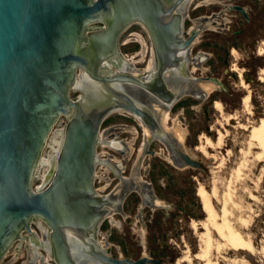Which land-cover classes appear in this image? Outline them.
<instances>
[{
	"label": "water",
	"instance_id": "1",
	"mask_svg": "<svg viewBox=\"0 0 264 264\" xmlns=\"http://www.w3.org/2000/svg\"><path fill=\"white\" fill-rule=\"evenodd\" d=\"M189 1L0 0V264L25 233L35 235L36 219L48 228L56 264H164L146 255L114 258L109 248L100 249L97 232L106 217L122 213L130 191L139 190L141 210H167L169 218V207L175 205L157 201L150 185L140 182L155 132L175 138L180 166L201 168L190 156L192 148H183V114L166 128L171 104L178 98L173 91L208 97L206 84L191 75V84H179L171 72L168 85L165 81L168 71L181 66L197 35L183 37L178 9L187 12ZM234 9L248 19L243 7ZM203 20L200 32L209 30V18ZM135 23L146 27L156 53V71L145 81L126 72L130 70L120 49L123 33ZM81 73L86 93L81 90L74 99L71 93L77 91ZM123 86L142 89L167 104L145 100L161 128L153 112L140 107ZM116 110L137 116L144 139L133 177L120 182L109 197L97 192L95 179L100 131ZM62 118L66 124L55 170L43 188H34ZM158 138L168 155L164 139Z\"/></svg>",
	"mask_w": 264,
	"mask_h": 264
},
{
	"label": "rangeland",
	"instance_id": "2",
	"mask_svg": "<svg viewBox=\"0 0 264 264\" xmlns=\"http://www.w3.org/2000/svg\"><path fill=\"white\" fill-rule=\"evenodd\" d=\"M201 1H196L189 9L193 20L215 12L222 13L220 15L226 23L219 29L202 32L191 54L193 57L199 52L208 55L202 65L206 71H197L195 76L215 78L221 82V87L213 93L214 100L212 97L204 100L191 95L180 98L178 103H184V106H176L177 103L176 107H173V121L170 126L178 115L183 114V129L187 132L183 147L192 148L191 156L202 164V168L176 169L162 159L167 152L161 138L150 144L151 150L163 154L159 155L161 158L147 157L142 174L143 182L150 185L160 201L175 207H169V218H165L167 210H141L139 194L133 192L128 195L123 202L122 213L109 216L110 219H105L101 230L98 231L100 244L103 249L109 248L114 258L137 260L146 255L161 259L164 264H177L179 260H182V264H200L201 261L195 259V256L203 249L201 236L205 229L202 223L209 221V215L204 211L198 194L201 189H205L212 196L211 202L218 212L216 222L222 224L221 221L226 219L244 234L253 236L251 238L256 247V254L252 255L249 261L252 264H264V155H259L261 149L251 140V133L264 119V76L260 75L261 69L264 68V0H216L215 3L211 2L212 4L196 10V3ZM229 4L244 7L248 19L237 11H224ZM189 26H192V23L187 22L186 28ZM132 33L140 35L131 36ZM143 46L147 47L145 57L142 54ZM151 48L149 33L141 24L131 25L120 40L122 56L135 61L133 66L138 70L145 69L152 60ZM85 82L87 81L83 79L78 86H85ZM79 95L78 89L71 93L74 99ZM246 96H250L249 106L243 101ZM216 101L222 104L221 110L215 107ZM65 124L66 119L62 118L55 127L56 143L51 140L45 150V162L50 167L57 154L56 144L59 145L60 133ZM124 125H129V128H124ZM112 126H118L117 130L110 129ZM132 126L137 127L140 134L132 133L136 132L132 130ZM141 133L133 117L118 113L110 115L102 125L101 139L110 136L113 141H134V152L137 151L130 160L125 161L120 152L110 150L102 143L98 146L100 158L107 152L113 154L115 159L123 161L126 173L121 175L124 178L133 177L138 149L141 148L143 139ZM207 140L214 144L208 147ZM199 146L205 148L204 154L198 150ZM102 160H107V156ZM103 164L96 168L98 179H95V188L99 194L107 195L111 190L116 191L122 181L116 177V169ZM107 167L113 170L112 173L107 171ZM43 170V167L40 168L34 188L42 185L45 178L42 177ZM107 184L109 187L105 189ZM224 209L229 215L225 214ZM241 218L244 219L243 222ZM40 221L36 219L32 227L41 235L38 226ZM193 222L197 228L192 227ZM42 224L45 225L43 222ZM211 232L212 238L214 237V248L212 246L211 249L213 262L233 264L236 258L235 261L245 259L243 256L225 255L218 250L217 246L223 241L213 230ZM46 249L47 251H38V254L48 256V260L51 253L49 247ZM33 256L34 253L31 254V248L27 244L17 242L10 249L4 264H30ZM50 262L56 264L53 258Z\"/></svg>",
	"mask_w": 264,
	"mask_h": 264
},
{
	"label": "flooded vegetation",
	"instance_id": "3",
	"mask_svg": "<svg viewBox=\"0 0 264 264\" xmlns=\"http://www.w3.org/2000/svg\"><path fill=\"white\" fill-rule=\"evenodd\" d=\"M196 1H198V0H190L189 2H190V4H189V6H188V11L187 12H185V13H182V12H180V10L178 9V12L179 13H181L182 14V16H183V32H184V35H183V37H184V39H189L195 32H197V35H196V38L194 39V41L192 42V44H191V46L189 47V49L183 54V57H184V61L181 63V66L177 69V70H175V71H168L167 73H166V76H165V81H166V83H167V85H168V73L169 72H171V74H173L174 75V78H175V80L179 83V84H191V82H192V80H190L189 78H190V76L189 75H191L192 77H194V78H196V79H198V80H200V81H209V80H213V81H215V82H219V85H220V87H221V82L219 81V80H217V79H215V78H210V77H206V76H201V77H196L195 76V74H196V72L197 71H206V69H204V67H202V65H203V63L206 61V56H208L206 53H203V52H199L195 57H193L192 56V54H191V52H192V50L194 49V46L197 44V42H198V40H199V38L201 37V34H202V32H200L199 31V29H198V27H202V24H203V26H205L206 24H205V22H204V20H203V18H209V22H213V24L214 25H217V29H219L218 27H220L221 28V26L222 25H220L221 23H222V20H225V19H223L222 18V16L220 15V14H222V13H215V12H212L211 14H210V16L208 15V16H202V17H199V18H196V19H192L191 18V16L189 15V9L191 8V6L196 2ZM208 1H212V3H215L216 2V0H202L201 2H197L196 3V7H195V9L197 10V9H199L200 7H203V6H205V5H210V4H212V3H210V4H207V2ZM186 2V1H185ZM185 2H183L182 4H184ZM182 4L180 5V6H182ZM237 5H232V4H229V5H227L226 6V9L224 10V11H236V10H234L233 8L234 7H236ZM239 7H241V6H239ZM180 8V7H179ZM244 8V7H243ZM245 9V8H244ZM245 11H246V9H245ZM237 12H239V11H237ZM240 13V12H239ZM241 15H242V13H240ZM248 14V13H247ZM243 16V15H242ZM244 17V16H243ZM245 18V17H244ZM220 19H221V21H220ZM246 19V18H245ZM226 21V20H225ZM187 22H190V23H192V26H189L188 27V29L186 28V23ZM220 22V23H219ZM136 24V23H135ZM137 24H140V23H137ZM142 25V24H141ZM143 27H145L144 25H142ZM146 28V27H145ZM128 29V28H127ZM126 29V30H127ZM125 30V31H126ZM209 30H211V29H209ZM209 30H206V31H209ZM148 31V30H147ZM212 31V30H211ZM204 32V31H203ZM149 33V32H148ZM136 35H140V34H137V33H132L131 34V36H136ZM150 36V35H149ZM151 39V38H150ZM121 40V39H120ZM137 40H138V38H137ZM138 42V41H137ZM151 43H152V41H151ZM138 44H140L141 45V43H139L138 42ZM235 45H233V47H234ZM152 53H153V57H154V69H153V73H149L148 71L147 72H144L143 71V73L142 74H140L138 77H140L143 81H145V80H148V79H150L151 77H152V75L154 74V72L156 71V67H157V65H156V62H157V60H156V53H155V49H154V47H153V44H152ZM125 58L127 57V56H124ZM127 60V59H126ZM127 67H128V69L129 70H131V69H134V66L132 65V64H130V62H128V64H127ZM132 67V68H131ZM144 70V69H143ZM127 72H130V71H128V70H126ZM185 73H184V72ZM190 71V72H189ZM141 72H142V70H141ZM131 73V72H130ZM133 74V73H132ZM193 74V75H192ZM84 78H82L79 82H81L82 80H83ZM84 80H86V79H84ZM87 81V80H86ZM84 88H86L85 86H83ZM169 87V86H168ZM219 87V88H220ZM127 88H129V89H131L132 90V93L131 92H129V91H127L126 89ZM171 89V88H170ZM123 90L128 94V95H130L137 103H138V105L140 106V107H147V108H149L152 112H153V114H154V111L152 110V108L148 105V103L145 101L146 99H148V98H152V99H155L156 101H158V102H160V103H162V104H164V105H167V104H165V103H163L162 101H160V100H158V99H156L155 97H153V96H151L150 94H148L147 92H145L144 90H142V89H139V88H136V87H133V86H123ZM172 90V89H171ZM78 91L80 92V94H81V90H80V88L78 87ZM173 91V90H172ZM174 93H176V94H178V98H177V100L174 102V103H172L171 104V107H170V112H169V116H170V123H171V121H173V119H172V116H171V111H172V109H173V107L178 103V101L180 100V98H182L184 95H187V94H189V95H191V96H194L195 98H201V99H204V100H208L209 98H211L212 97V95H213V93L214 92H216V91H214V92H212L211 94H208V97L206 96H202V97H198V96H196V95H198L199 94V92H197V91H188V92H185V93H182L181 94V92H179V91H173ZM176 106H184V103H178ZM175 106V107H176ZM114 114H116V113H114ZM118 114H122V115H127V116H131V117H133L136 121H137V123H138V126H139V128L141 129V132H142V128L140 127V124H139V121H138V118L137 117H135V116H133V115H131V114H129V113H127V112H122V113H120V112H118ZM154 117H155V114H154ZM155 119H156V117H155ZM156 121H157V119H156ZM157 123H158V121H157ZM170 123H169V125H170ZM158 125L160 126V124L158 123ZM116 127H118V126H112V127H110V129H116L117 130V128ZM132 127H134V126H132ZM169 127H171V126H169ZM124 128H129V125H124ZM160 128H161V126H160ZM132 130H136V132L135 131H132V133L134 132V134H140V132H139V130H138V128L137 127H134V129L132 128ZM162 130V129H161ZM162 132H163V136H161L160 135V133H158V132H155L156 134H157V137L156 138H152V140H151V143L154 141V140H158L159 138L158 137H162L163 139H164V142H165V145H166V147H167V151H168V155L169 156H171L172 157V159H173V161L176 163H173V162H169L167 159H165V157L164 158H162L164 161H166L168 164H170L172 167H174V168H176V169H180L181 168V170H183V168L185 169V167H182V166H180L179 165V163L176 161V159L178 158V159H180L181 161H183L182 159H181V156H180V152H181V150L179 149L180 148V146H179V144L177 143V141L175 140V138L174 137H172L169 133H164V131L162 130ZM141 134H143V133H141ZM106 136V135H105ZM187 136V135H186ZM108 137V138H107ZM143 139H144V136H143ZM186 140H187V138H186ZM184 142H186L185 140H184ZM101 143H102V145H104V147H106V148H108V149H110V150H113V151H118V152H120L122 155H123V161H125V160H130L131 159V157L135 154V152L137 151H135V152H133V154L129 157L128 155H129V151H128V147H127V142H125V141H113V140H111V138H110V136H106L105 137V139H101L100 138V144H99V147H100V145H101ZM150 143V144H151ZM185 147V146H184ZM183 147V148H184ZM148 155H147V157H149V156H155V157H160L159 155H161L160 153H158L157 151H154V150H151L150 149V145H149V148H148ZM165 152V151H164ZM98 155H99V164H98V166L99 165H101V164H103V163H106V165H108L109 167H112V169L114 168V169H116V177L118 178L119 177V179L121 180V181H124V180H126L127 179V181H129L130 179L129 178H124L121 174H125L126 173V171L124 170V165H123V161L121 162V161H119V160H117V159H115L114 157V155L113 154H110V153H107V152H105V154L100 158V154L98 153ZM164 155L166 156V157H168V155L166 154V153H164ZM188 155H190V154H188ZM107 156V160H102V158L103 157H106ZM191 156V155H190ZM192 157V156H191ZM161 158V157H160ZM169 158V157H168ZM193 158V157H192ZM194 159V158H193ZM195 160V159H194ZM197 161V160H196ZM102 162V163H101ZM199 162V161H198ZM104 165V167H105V164H103ZM98 168V167H97ZM189 168H192V167H189ZM201 168H202V164H201ZM188 169V168H187ZM196 169H199V168H196ZM107 171L108 172H110V173H112V171H111V169H109L108 167H107ZM146 172H147V169H146ZM122 178V179H121ZM96 179H98V176H97V178ZM132 180V179H131ZM144 184H145V182H144ZM112 184H110V186H111ZM109 187V184H107L106 186H105V189H107ZM150 190V189H149ZM152 192H153V190H151ZM116 192H117V190L115 191V190H111L107 195H104V196H109V195H111V194H116ZM132 192H134V191H130L129 193H127V195H126V197L125 198H123V202L125 201V199L127 198V196L129 195V194H131ZM135 193H138L139 194V190H136L135 191ZM154 193V192H153ZM154 195H155V193H154ZM110 197V196H109ZM155 197H156V199H158V197L155 195ZM113 198V197H112ZM112 198H111V200H112ZM113 201H115V200H113ZM118 201V200H117ZM123 202H122V204H123ZM144 202L145 203H149V205H151L150 204V202L149 201H143V205H145L144 204ZM106 219H110L109 217L108 218H106ZM41 223V224H40ZM38 226H39V231H41V235L43 236V241H41L42 243H38V239L40 238V233H38V232H36V231H34L35 233H36V241L35 240H33L32 239V237L30 236V235H28L27 233H25L24 234V240H22V241H19V243H23V244H27V246H29L31 249H32V247H31V245H33V244H37L38 246H34L35 248L32 250V254L34 253V256H33V260H32V262L30 263V264H51V259L52 258H49L48 260H47V257L45 256H43V255H41V254H38V251H40V250H46L47 251V249H46V245H44L45 243H47L48 242V228L44 225V224H42V222L40 221V222H38ZM42 228H44V229H47V233L44 231L43 232V230H42ZM32 229H33V227H32ZM41 236V237H42ZM45 237H46V239H45ZM31 239V240H30ZM29 240V241H28ZM45 242V243H44ZM44 243V244H43ZM82 245V244H81ZM83 245H82V249H83ZM37 248V249H36ZM81 249V250H82ZM36 250V251H35ZM36 252V253H35ZM82 252H83V250H82ZM84 253V252H83ZM75 254V253H74ZM85 254V253H84ZM90 256V255H89ZM91 257V256H90ZM42 262H41V261Z\"/></svg>",
	"mask_w": 264,
	"mask_h": 264
},
{
	"label": "bare ground",
	"instance_id": "4",
	"mask_svg": "<svg viewBox=\"0 0 264 264\" xmlns=\"http://www.w3.org/2000/svg\"><path fill=\"white\" fill-rule=\"evenodd\" d=\"M212 1H209V2H207V4H210ZM189 4H190V2H189ZM189 4H188V6H189ZM234 9V8H233ZM235 10V9H234ZM210 21V20H209ZM224 22H225V20H222V23L220 24V25H224ZM220 23V22H219ZM226 23V22H225ZM202 26H203V24H202ZM218 28H220V27H218ZM209 29H211V30H216L217 29V25H214L213 24V22H209ZM236 52V51H235ZM146 53H147V47L146 46H143V51H142V54H143V57H145V55H146ZM260 54H262V50L260 51ZM237 55V54H236ZM122 59H123V61L125 62V64L127 65L128 64V62H130V64H132V65H135L134 63H135V61H131L130 59H127L126 60V58L124 57V56H122ZM132 68V67H131ZM153 69H154V57L152 58V60H150L149 62H148V65H147V67L144 69V70H142V72H141V70H138V69H136V68H134V69H131L130 70V72H127V73H130L131 75H133V76H135V77H138L140 74H142L143 73V71L144 72H149L150 74L151 73H153ZM237 69V68H236ZM236 69H234L235 71H237ZM190 72V71H189ZM133 73V74H132ZM193 75V74H192ZM260 75L261 76H264V68H262L261 69V72H260ZM83 78V73H81V75L79 76V79L81 80ZM140 78V77H139ZM205 84H206V86H207V92H208V94H211L212 92H214L217 88H219L220 87V85H219V82H215V81H213V80H207V81H203ZM79 88H80V90H82V91H84L85 92V88L83 87V86H81V85H79L78 86ZM86 93V92H85ZM249 100H250V96H246V97H244V104L245 105H248V102H249ZM250 105V104H249ZM248 105V106H249ZM215 107L218 109V110H221V108H222V104L220 103V102H218V101H216L215 102ZM247 109V108H246ZM118 112H120V113H122V112H126V111H123V110H116V111H114L112 114H114V113H118ZM221 112V111H220ZM111 114V115H112ZM129 114H131V113H129ZM131 115H133V114H131ZM133 116H135V117H137L136 115H133ZM232 117V116H231ZM234 118H235V116H234ZM136 119V118H135ZM175 121V120H174ZM169 123H170V116H168V121H167V125H166V128H170L169 126ZM174 123V122H173ZM186 135H187V132L183 129V143H184V140L186 139ZM62 136H63V130L61 131V133H60V140H59V145H57L56 144V146L58 147L57 148V151H56V153H58V151H59V148H60V146H61V141H62ZM55 138H56V135H55V131H54V133H53V136L51 137V140L54 142V143H56V141H55ZM100 138H101V131H100ZM100 138H99V144H100ZM221 138V137H220ZM220 138H218V139H220ZM50 140V141H51ZM128 140V139H127ZM223 140V139H222ZM251 140L252 141H254V142H256V144H257V146L259 147V149H261V152H260V156H262V155H264V119H262V122H261V124L255 129V130H253V132L251 133ZM219 142H220V140H219ZM223 142V141H222ZM206 144L208 145V147L209 146H212L213 144H212V142L210 141V140H207V142H206ZM212 144V145H211ZM217 144V143H216ZM219 144H221V142L219 143ZM219 144H217V145H219ZM253 144V143H252ZM49 145H50V143H49ZM48 145V146H49ZM255 145V144H254ZM134 141H131V142H128L127 143V147H128V151H129V157L133 154V152H134ZM220 146V145H219ZM250 147V146H249ZM256 147V146H255ZM211 148H213V147H211ZM50 149V148H49ZM198 150L199 151H201V152H203V154H204V152L206 151L205 150V148L204 147H202V146H199L198 147ZM46 152V151H45ZM247 153V152H246ZM51 154V153H50ZM163 154V153H162ZM161 154V155H162ZM49 156V155H48ZM244 156V155H243ZM47 157V156H46ZM46 157H45V154H44V157H43V160H42V164H41V167L40 168H42L43 167V175H42V177H45V178H43L44 180L42 181V185L39 187V189H41V188H43L48 182H49V180L51 179V177H52V174H53V172H54V170H55V161H56V157H57V154L55 155V157L53 158V160L51 161L52 162V167H50L49 166V164L47 163V162H45V159H46ZM165 157V159H167L168 161H169V158L168 157H166V156H164ZM259 157V156H258ZM244 158V157H243ZM258 159V158H257ZM263 160V159H262ZM169 162H171V161H169ZM261 162V161H260ZM102 163V162H101ZM98 164H99V155H98V163H97V167H98ZM190 167V166H189ZM241 169V168H240ZM238 170V169H237ZM235 171V170H234ZM239 171H241V170H239ZM39 173H40V169H39V171H38V175H37V177L39 176ZM234 173V172H233ZM236 173V172H235ZM237 173H239V172H237ZM236 176V175H235ZM237 177L239 178V176L237 175ZM96 178H97V172H96ZM122 179V178H121ZM235 179V178H234ZM240 179H242V178H240ZM239 180V179H238ZM140 182H142V183H144L143 182V179H142V177H141V181ZM216 182V181H215ZM218 183V182H217ZM215 184H213L212 185V187L214 186ZM229 185V184H228ZM218 187H219V185H218ZM214 188V187H213ZM216 189H218L217 187H216ZM219 190V189H218ZM236 190V189H235ZM211 191V190H210ZM217 191V190H216ZM233 191V190H232ZM212 193L213 192H215V191H211ZM229 192V191H228ZM231 192V191H230ZM229 192V193H230ZM236 192V191H235ZM237 193V192H236ZM235 193V194H236ZM215 194V193H214ZM199 197L201 198V200H202V204H203V209H204V211L209 215V221H207V222H204V223H202L203 225H202V227L205 229V233L201 236V238H202V240H201V242H202V247H203V249L200 247V249H202V250H200V252L199 253H197L196 254V256H195V259H198V260H200L201 262H200V264H218L217 262L215 263V262H213L212 261V257L213 256H211V249H213L214 248V246L212 245L213 244V238H212V232H211V230H213L218 236H219V238L223 241V243L221 244L220 242V244L217 246V249L218 250H221V252H224L225 253V255H233V256H237V257H241V256H243L245 259H243V260H241V261H233V264H252V262H250L249 261V259L251 258V256L252 255H254V254H256L255 253V246H254V243H253V240H252V238L251 237H253V236H251V237H249L248 235H246V234H244V232L241 230V229H239V228H237V227H235V226H233V225H231L230 223H229V221H227L226 219L223 221H221L222 222V224H218L216 221V219H217V217H218V212H216L215 211V209H214V206H213V204H212V202H211V197L212 196H210V193H208L205 189H201L200 191H199ZM227 195V194H226ZM231 195V194H230ZM234 195V194H233ZM216 196V195H215ZM227 196H229V194L227 195ZM232 197V196H231ZM234 197V196H233ZM214 198V197H213ZM226 198V197H225ZM230 198V197H229ZM223 199V198H222ZM227 199V198H226ZM157 201H160L159 199H157ZM162 202V201H161ZM225 202H227V201H225ZM234 202V201H233ZM226 204V203H225ZM231 204V203H230ZM229 204V205H230ZM239 204V203H238ZM238 204H236V205H238ZM227 205V204H226ZM228 205V206H229ZM224 206V205H223ZM240 206H241V204H240ZM240 206H239V208H240ZM231 207V206H230ZM235 207V206H234ZM226 208H228V207H226ZM245 209V208H244ZM225 210V209H224ZM239 210V209H238ZM223 211V210H222ZM228 211V210H227ZM232 211V210H231ZM236 211V210H235ZM246 211V210H245ZM225 212V214L227 213L226 212V210L224 211ZM237 212V211H236ZM223 213V212H222ZM221 213V216H223V214ZM232 214H233V212H231ZM238 213V212H237ZM224 214V215H225ZM227 215H229V213H227ZM240 215H242L241 213H240ZM232 217H234V216H232ZM247 217V216H246ZM106 218H108V217H106ZM236 218V217H235ZM219 219V218H218ZM232 219H234V218H232ZM242 219V218H241ZM246 219V218H245ZM243 220L244 219H242V222H243ZM240 221V220H239ZM236 222V221H235ZM235 222H234V224H235ZM246 222V221H245ZM244 222V223H245ZM194 223V222H193ZM192 223V224H193ZM239 223V222H238ZM41 224V223H40ZM191 224V225H192ZM199 224H201V223H199ZM242 224V223H241ZM240 224V225H241ZM246 224V223H245ZM198 225V224H197ZM248 225H249V223H248ZM201 226V225H200ZM192 227L193 228H197L196 227V224L194 223L193 225H192ZM239 227V226H238ZM244 227V226H243ZM250 229V228H249ZM42 230H43V232L45 231L46 233H47V229H43L42 228ZM197 230V229H196ZM247 230V229H246ZM99 231V230H98ZM48 233H49V231H48ZM197 234V233H196ZM202 234V233H201ZM32 237V239L33 240H35L36 241V233H35V235L34 236H31ZM97 239H98V232H97ZM217 239V238H216ZM31 240V239H30ZM44 239H42V237L40 236V238L38 239V243H42L41 241H43ZM29 241V240H28ZM200 241V240H199ZM218 241H219V239H218ZM98 242H99V239H98ZM45 243V242H44ZM43 243V244H44ZM200 243V242H199ZM44 245H46L45 247H49V250H50V253H51V248H50V245H49V240H48V242L47 243H45ZM200 245V244H199ZM200 245V246H201ZM214 245H216V243L214 244ZM30 246V245H29ZM28 246V247H29ZM34 246H38L37 244H33V245H31V247H32V249H31V252H32V250L35 248ZM99 246H100V249H103V246L100 244V242H99ZM212 246H213V248H212ZM37 249V248H36ZM105 249V248H104ZM36 251V250H35ZM264 251V250H263ZM219 252V251H218ZM36 253V252H35ZM190 253V252H189ZM217 253V252H216ZM32 254V253H31ZM259 254V253H258ZM51 255V254H50ZM218 255V254H217ZM189 256V255H188ZM188 256H186V257H188ZM51 258H52V256H51ZM184 258V257H183ZM190 258V257H189ZM122 259H125V258H122ZM185 259V258H184ZM215 259V258H214ZM217 259V258H216ZM225 259V258H224ZM223 259V260H224ZM227 259V258H226ZM190 260V259H189ZM192 260V259H191ZM41 261V260H40ZM187 261V260H186ZM216 261V260H215ZM225 261V260H224ZM223 261V262H224ZM228 261V260H227ZM227 261H225V262H227ZM42 262V261H41ZM182 262V260H179L178 261V263L177 264H182L181 263ZM232 264V263H231ZM254 264V263H253Z\"/></svg>",
	"mask_w": 264,
	"mask_h": 264
},
{
	"label": "trees",
	"instance_id": "5",
	"mask_svg": "<svg viewBox=\"0 0 264 264\" xmlns=\"http://www.w3.org/2000/svg\"><path fill=\"white\" fill-rule=\"evenodd\" d=\"M212 100H214L213 97H212Z\"/></svg>",
	"mask_w": 264,
	"mask_h": 264
}]
</instances>
